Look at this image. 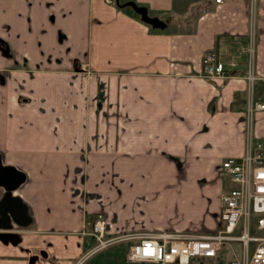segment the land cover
I'll list each match as a JSON object with an SVG mask.
<instances>
[{"label": "crops", "instance_id": "0c3cea01", "mask_svg": "<svg viewBox=\"0 0 264 264\" xmlns=\"http://www.w3.org/2000/svg\"><path fill=\"white\" fill-rule=\"evenodd\" d=\"M207 50L227 75L203 73ZM250 95L264 102V0H0V159L25 174L0 264H83L97 215L109 236L214 228L222 159L264 138ZM132 238L110 264H160L127 260ZM195 258L168 264H216Z\"/></svg>", "mask_w": 264, "mask_h": 264}, {"label": "built area", "instance_id": "2783aa9c", "mask_svg": "<svg viewBox=\"0 0 264 264\" xmlns=\"http://www.w3.org/2000/svg\"><path fill=\"white\" fill-rule=\"evenodd\" d=\"M203 73L212 77L227 75L229 71L214 51L207 50L203 55ZM247 108L249 111L263 109L264 102L250 95ZM221 168L232 184L220 196L219 222L214 228L199 232L109 236L106 235L107 220L97 215L86 222L96 239L92 250L133 237L125 251L129 261L186 263L191 257H214L223 246L237 241L239 252L216 264H264V138L248 140L242 156L223 158Z\"/></svg>", "mask_w": 264, "mask_h": 264}, {"label": "water", "instance_id": "95a60500", "mask_svg": "<svg viewBox=\"0 0 264 264\" xmlns=\"http://www.w3.org/2000/svg\"><path fill=\"white\" fill-rule=\"evenodd\" d=\"M135 10L140 14L141 18L155 26H164L165 22L156 16H151L147 13L146 7L139 6L133 2H129ZM25 174L22 170L11 164H3L0 159V185L4 188V200L2 209L0 210V226L3 229L11 228L10 216L21 218L23 216V207L19 203L17 197L12 195V190L15 189L24 179ZM0 236L12 238V232L1 231ZM46 251L40 249L37 253H32L28 256L27 264H36V260L40 256H46Z\"/></svg>", "mask_w": 264, "mask_h": 264}, {"label": "rangeland", "instance_id": "374dc122", "mask_svg": "<svg viewBox=\"0 0 264 264\" xmlns=\"http://www.w3.org/2000/svg\"><path fill=\"white\" fill-rule=\"evenodd\" d=\"M117 245L118 244H112V245L107 244L105 246H102V248L92 251V253H90L87 256L83 264H101V263L108 264L109 259L112 257V254H114V251L116 252ZM238 252H239V243L237 241H234L231 242L230 244L223 246L220 249V257H222V259H224L225 261L233 257L234 253H238ZM195 259H197V262H200V260L201 261L204 260V257H197Z\"/></svg>", "mask_w": 264, "mask_h": 264}, {"label": "trees", "instance_id": "16d2710c", "mask_svg": "<svg viewBox=\"0 0 264 264\" xmlns=\"http://www.w3.org/2000/svg\"><path fill=\"white\" fill-rule=\"evenodd\" d=\"M212 262H215V263H223L224 262V259H222V257H220V252L218 253V255L214 256V257H211L209 258Z\"/></svg>", "mask_w": 264, "mask_h": 264}]
</instances>
